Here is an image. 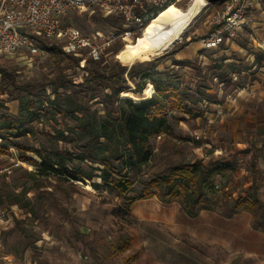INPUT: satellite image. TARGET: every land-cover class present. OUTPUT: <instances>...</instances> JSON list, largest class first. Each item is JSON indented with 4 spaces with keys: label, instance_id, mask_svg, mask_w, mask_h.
<instances>
[{
    "label": "rangeland",
    "instance_id": "374dc122",
    "mask_svg": "<svg viewBox=\"0 0 264 264\" xmlns=\"http://www.w3.org/2000/svg\"><path fill=\"white\" fill-rule=\"evenodd\" d=\"M193 1L168 4L185 10ZM203 1L202 10L168 49L151 52L146 42L139 43L157 12L135 25L119 14L73 9L62 23L90 37L99 46L98 59L85 49L67 53L63 39L35 34L40 52L0 53V121H11V129L0 130V264H264V232L251 227L248 212L225 219L216 210H203L190 218L176 199L152 196L133 202L129 213L121 214L120 198L95 189L90 180L32 175V163L20 158L24 154L38 161L26 149L46 145L49 134L65 123L72 125L68 119L58 117L54 124L42 117L40 122L23 124L21 131L26 132L19 134V104L29 99L28 92L36 94V101L53 99L52 81L64 75L70 83L58 91H76L77 100L101 115L102 96L110 93L107 85L133 89L145 79L149 85L150 75L177 89L166 106L173 135L151 138L154 157L134 175L129 194L135 195L168 166L201 160L232 163L233 170H226L219 181L233 196L254 194V182L255 194L264 200V47L257 46L253 53L239 50L237 45L246 40L241 27L218 47L200 48V38L216 27L214 17L227 0ZM189 43L191 48L184 50ZM43 46L56 52H46ZM91 61L105 77L119 73L124 82L87 81L92 77ZM131 67L149 69L131 79L127 76ZM141 99L134 95L132 100ZM186 106L193 109V116L180 110Z\"/></svg>",
    "mask_w": 264,
    "mask_h": 264
},
{
    "label": "trees",
    "instance_id": "16d2710c",
    "mask_svg": "<svg viewBox=\"0 0 264 264\" xmlns=\"http://www.w3.org/2000/svg\"><path fill=\"white\" fill-rule=\"evenodd\" d=\"M30 37L38 43L33 35ZM43 47L46 52H56L55 48ZM91 62L92 77L87 81L116 78L115 84L124 82L125 79L119 73L105 77L96 69L98 63ZM148 69L131 67L127 76L132 79ZM146 75L144 77L148 76L149 85L146 79L137 82L133 89L107 85L110 93L102 96L104 109L101 115L77 100L76 91L64 94L58 91L57 87L70 83L64 75H58L52 81L55 85L53 99L45 97L44 100L36 101V94L28 92L29 99L24 105L19 104L21 116L16 121L19 134L26 132L21 131L23 124L39 121L42 117L54 124L58 123V117L72 122V125L65 123L63 129H56L53 134H49L46 145L26 149L34 152L38 161L20 155L22 160L32 163L30 174L53 177L57 181L83 182L88 179L95 189H103L120 198L121 214H128L131 205L137 200L158 196L160 200L176 199L180 210L190 218H195L203 210H216L225 219L241 211L248 212L251 227L264 232V200L255 194V183L252 181L254 194L233 196L226 184L219 181L226 170H233V164L229 162L210 161L204 164L201 160H195L177 163L153 174L152 179L135 195L129 194L134 190V175L154 157L151 138L159 134L173 135L166 106L168 98L177 89L166 81ZM146 88L152 93L144 96L142 92ZM123 91L125 95H120ZM134 95H142L141 101L133 102ZM180 110L194 115L190 107H180ZM21 117H25L24 122ZM10 124L11 121L2 124L0 121V130L11 129ZM251 173L254 180L257 174L255 162L251 164Z\"/></svg>",
    "mask_w": 264,
    "mask_h": 264
},
{
    "label": "built area",
    "instance_id": "2783aa9c",
    "mask_svg": "<svg viewBox=\"0 0 264 264\" xmlns=\"http://www.w3.org/2000/svg\"><path fill=\"white\" fill-rule=\"evenodd\" d=\"M170 0H2L0 7V53L11 55L20 50L35 54L41 50L30 35L63 39L64 51L77 53L85 49L92 59L99 58V46L76 29L62 23L73 9H98L119 14L126 22L141 25L154 11ZM260 0H227L214 17L216 27L201 38L205 48H216L234 38L251 9Z\"/></svg>",
    "mask_w": 264,
    "mask_h": 264
},
{
    "label": "bare ground",
    "instance_id": "6f19581e",
    "mask_svg": "<svg viewBox=\"0 0 264 264\" xmlns=\"http://www.w3.org/2000/svg\"><path fill=\"white\" fill-rule=\"evenodd\" d=\"M204 5L203 0H194L185 10H180L171 3L165 5L154 15L139 38V43L143 45L146 42L151 52L160 48L168 49L180 39Z\"/></svg>",
    "mask_w": 264,
    "mask_h": 264
},
{
    "label": "crops",
    "instance_id": "0c3cea01",
    "mask_svg": "<svg viewBox=\"0 0 264 264\" xmlns=\"http://www.w3.org/2000/svg\"><path fill=\"white\" fill-rule=\"evenodd\" d=\"M241 34H245L246 40L242 46L237 45L239 50L245 48L246 51L248 50L250 53H253L256 51L254 49L257 46L264 47V0H260L248 13L246 21L242 25ZM201 38L199 40L200 48L204 47ZM190 48L191 44L189 43L184 50L187 51Z\"/></svg>",
    "mask_w": 264,
    "mask_h": 264
},
{
    "label": "snow or ice",
    "instance_id": "6c2138e0",
    "mask_svg": "<svg viewBox=\"0 0 264 264\" xmlns=\"http://www.w3.org/2000/svg\"><path fill=\"white\" fill-rule=\"evenodd\" d=\"M201 2H202V0H201Z\"/></svg>",
    "mask_w": 264,
    "mask_h": 264
}]
</instances>
